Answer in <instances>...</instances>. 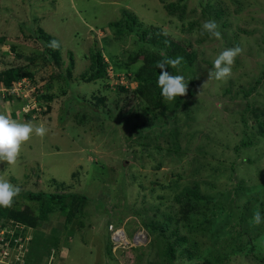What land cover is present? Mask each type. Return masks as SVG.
<instances>
[{"label":"rangeland","instance_id":"1","mask_svg":"<svg viewBox=\"0 0 264 264\" xmlns=\"http://www.w3.org/2000/svg\"><path fill=\"white\" fill-rule=\"evenodd\" d=\"M177 2L183 9L172 8L176 14H170L167 4ZM210 3L212 9L221 7L223 13L216 17L214 9L209 18L204 17L203 7ZM0 8V32L6 36L5 43L0 44V70L27 62L25 58H13L9 47L17 43L16 35L29 36L33 27H40L60 41L66 61V50L72 51L74 75L85 70L88 58L84 56L94 43L110 64L109 83H126L124 74L138 68L139 60L145 59L152 48L129 32L124 21L109 26L121 20L125 9L135 14L142 26L161 27L168 36L189 43L196 52L194 63L179 69L178 75L184 77L193 95H184L187 106L174 116L177 146L173 145L168 125L164 136L154 132L145 145H138V128L133 127L137 119L130 116L128 123L124 119L129 113L119 116V124L115 125L105 122L99 127L101 120L95 119L82 127L74 126L72 115L80 108L78 99L64 95L68 91L65 76L47 81L51 70L41 56L33 67L37 70L45 65V69H40L35 78L47 86L46 92L55 94L51 109L44 113L45 106L42 111L37 107L36 113L26 119L22 113L36 107L35 89L27 87L26 77L14 83L13 90L21 99L7 100L6 105H0V112L7 114L11 105V119L43 125L49 131L44 137L33 133L21 146L14 164L0 162V177L22 190L47 192L56 189L53 178L56 183L64 182L66 191L87 196L82 213L75 217V227L63 225L64 217L54 213L39 225L38 230L47 236L46 244L53 251L50 257L47 252L43 255L46 259L42 264H148L144 256L137 262L131 250L150 239L143 227L134 228V222H138L134 212L162 221V212L174 213L179 206L175 196L185 187L197 188L205 197L200 202L201 213L190 215V223L199 224L207 218L210 231L192 233L199 259L182 255L174 264H199L211 255H222L226 247L230 249L225 264H260L250 255L257 252L258 258L264 259V219L259 225L251 222L256 210L264 216V136L255 123L256 119L264 121V0H1ZM181 12L184 19L179 16ZM208 20L217 23L221 39L202 34L201 25ZM191 21L192 29L188 25ZM28 42L21 47L24 55L31 56L34 46ZM237 45L243 51L235 59L231 76L224 81L210 79L216 56ZM70 84L76 91L74 95L95 86L92 82ZM106 94L109 97L110 93ZM125 97L119 103L122 112L138 108L130 92ZM165 138L168 146L177 149H166ZM243 140L250 144L243 146ZM76 171L79 174L73 177ZM17 199L21 207H39V202L22 194ZM181 234L190 235L182 227ZM32 236L27 232L16 247L0 251V263L23 264ZM110 243L113 257L106 253ZM235 245L246 249L243 253L230 251ZM252 245L258 250H251ZM117 247L122 248L116 251Z\"/></svg>","mask_w":264,"mask_h":264},{"label":"trees","instance_id":"2","mask_svg":"<svg viewBox=\"0 0 264 264\" xmlns=\"http://www.w3.org/2000/svg\"><path fill=\"white\" fill-rule=\"evenodd\" d=\"M167 6L168 12L173 15L176 13L174 10H172V8H179L180 10L183 9V6H181L178 2L169 3ZM212 6L213 4L210 3L208 6L203 7L202 12L204 17L209 18L212 15V12L215 9H212ZM1 10L2 8H0V11ZM222 13L223 9L221 7L219 9H215L214 11L216 17L220 16ZM179 16L181 19H184L182 12ZM123 21L125 22V27L129 32H133L140 41L145 42L152 48L145 59L139 60L141 61V64L138 68L124 74V78L127 80L126 83H116L115 85L109 83L110 64L103 56L100 48L98 46L96 47L94 43L92 44L88 55L84 56L88 58V64L85 70L78 75H74L73 70L75 64L72 51L66 50L68 56V61H66L62 57L63 48L61 44L58 49H52L49 47V42L51 40L55 39L59 43L60 41L54 35L46 32L42 28L33 27L29 31V36H21L20 34L16 35L17 43L11 44L9 47V51L14 52V55H12L13 58H25L27 62L19 65L11 64L0 70V105H6L5 102L7 100L11 101L15 97H17L19 100L21 99L19 92H15L13 90V85L15 82L26 77L29 80L27 87H34L35 89L33 94L34 99L36 100V107L25 113H22L23 116L29 120L31 115L36 113L37 109L35 108L37 107H39L40 111H42V108L45 106L46 110L45 112L43 111L44 113L51 109L50 103L56 97L55 94L46 92L47 86H45L42 82H38L35 78V75L40 69H45V65H41L37 70H35V67H33V65L36 66V62L42 57L45 61L44 63L48 65L51 70L47 81L53 80L55 78L61 79L65 76L67 78L66 82L68 91H64V95H69L70 100H72L71 97L78 99L76 101L80 108L72 115V121L76 123L74 126L82 127L83 125H86L95 119L101 120L97 125L99 127H102L105 122L119 124V116H126L129 113L131 115L124 119L126 123H128L130 116H132V119H137L134 122L133 127L138 128V145H145L147 143L146 141L148 137H150V135L154 132L158 131L156 134L157 136H164L166 127L168 125L173 145L177 146L179 140L177 138L178 134H176L177 126L176 123L173 122L175 120L174 116L176 115V111L178 109L187 106V102L185 99H183L184 96H178L171 102L166 101L161 96V90L157 86V78L160 70L156 67V64L158 61L164 59H175L176 57H182L183 59L178 67L169 66L167 69L173 75H178L180 67L185 68L192 61L194 63L196 52L191 50V45L189 43L183 44L178 42V40H175L174 38L168 36L166 32L162 31L161 27L142 26V23L138 21L137 16L126 9L122 11L121 20L118 22H112L109 24V26L119 25V23ZM222 24L225 25L224 22H222ZM188 25L189 28L192 29L191 27H193L194 24L191 21L188 23ZM5 37V34L0 32V44L5 43ZM27 41H29L28 44L34 46L31 50V56L29 54L24 55L23 48L21 47V44ZM5 54L7 53L5 52ZM130 58H132V54ZM44 72H47V70ZM75 81L79 83L92 82L95 86L92 87L91 85L86 92H77V95H74L76 91H73L70 83ZM258 81L259 79H257L254 84H257ZM132 82L135 83L134 87H131ZM229 87H227L226 90H229ZM107 92L110 93L109 97L106 96ZM129 92L136 99L138 108H133V110L127 112H122L123 106L119 105V103L121 100H125V96ZM187 92L189 96L192 97L193 90L189 89L188 86ZM87 93H89V96ZM245 93L248 94L249 91H246ZM27 105H30V103ZM12 113H14V110L11 109V105H8L7 115L10 116ZM185 113L188 116V112ZM138 119L140 120L138 121ZM172 122L174 126L171 127ZM243 122L244 125L247 124L244 118ZM120 123L123 122L120 121ZM255 123L261 128V130L258 132L264 136V121L256 119ZM123 124L125 125V123ZM92 127H96V125H93ZM165 142L166 149H174L176 147H172L170 145L168 146L169 141L166 138ZM241 143L243 146H248L250 141L243 140ZM155 146L160 149L159 145ZM78 174L79 171H76L72 173V176L77 177ZM38 177L39 175L34 177L36 181ZM51 181L55 183L56 186L54 191L47 192L41 189L37 191L21 189L19 195L22 194V196H26L30 200L39 202V207L33 208L30 205L21 207V202H19L17 199L19 195L14 198V202L11 207H0V232L1 230L5 231L4 234L0 233L1 249L5 248L6 246L11 250L12 248L16 247L18 243H20L19 241H23V238H25L24 236L27 232H32L33 240L31 242L33 243H31L29 246V251L26 253L27 256L26 254L24 255L23 264H42V262L46 259V256L43 255H46L47 252L49 253V255L47 254V257H50V253L53 252L51 251L52 247H50L49 244H46V242L48 243L49 240L47 236L43 234L41 230H38L41 222L47 221L49 215L54 213L64 217V221L62 223L63 225L70 224L71 226L75 227V217L77 214L82 213L84 202L87 200V196L84 194L79 195L74 192L66 191L65 186L67 185L64 184V182L56 183L55 179L53 178ZM165 182L168 183V181ZM35 184L37 188L39 185L38 181L35 182ZM15 186L18 185L15 184ZM202 199H205V197L199 195L197 188H183V192H180L175 196V201L179 204V206L176 208L174 213L162 212L164 219L158 222L148 219L144 214L135 211L134 213L138 218V222H134V228H139V226L143 227L146 230L147 235L150 237L149 241L145 243V245L131 247V250L136 255V261L141 262L143 259L142 257L144 256L145 260L149 262L148 264H174L175 260L182 255H186L189 259L194 258L195 256L197 257L196 248H198V245L197 243H193L191 241L193 237L192 233L197 231L204 233L206 231H210V220L207 218H204L199 224L190 223V217L193 214L201 213L203 204H200V202ZM211 214H214V211H211ZM181 227L186 229L190 235H182ZM37 230L41 235L37 233ZM218 233L219 232L215 233L213 237L217 236ZM40 238L43 240V242H38ZM3 241L4 243H2ZM9 245L13 246L10 247ZM112 245L113 244L110 243V245L107 247L106 253L109 257H113ZM183 245L184 247H182ZM234 247L235 248L230 251L243 253L242 251L246 249L244 245H235ZM121 248L122 247H117L115 250H121ZM254 248L255 247L252 245L251 250L254 251ZM225 249L228 252L230 248L226 247ZM257 250L258 248H255V251ZM226 251L223 252L222 255L221 253H218L217 255H211L209 259L199 264H225L224 261L228 260L227 255H229ZM246 253H248V251H246ZM151 257L152 260L148 259ZM250 257L257 259L256 261L260 262V264H264V259L258 258L257 252H251ZM155 261H159V263H156ZM16 264H18V262H16Z\"/></svg>","mask_w":264,"mask_h":264},{"label":"clouds","instance_id":"3","mask_svg":"<svg viewBox=\"0 0 264 264\" xmlns=\"http://www.w3.org/2000/svg\"><path fill=\"white\" fill-rule=\"evenodd\" d=\"M202 34L207 32L211 37L221 39L222 34L218 30V25L214 20H208L201 25ZM49 47L58 49L60 43L57 40H51ZM240 46H233L221 51L213 61V68L209 71V78L217 81L227 80L232 74V66L235 59L241 54ZM182 57L175 59H164L158 61L156 67L160 70L157 78V86L161 90V96L166 101H173L178 96H184L187 93V84L182 75H173L167 69L169 66L178 67ZM49 131L43 125H34L31 122L22 123L11 119L7 114L0 112V162L14 164L20 154L21 146L25 144L33 133L36 136L44 137ZM21 192L19 186H15L8 180L0 177V207H11L14 198ZM264 219L261 212L256 210L253 213L251 222L259 225ZM6 249V248H5ZM116 249V248H115ZM3 250V248L1 249Z\"/></svg>","mask_w":264,"mask_h":264},{"label":"bare ground","instance_id":"4","mask_svg":"<svg viewBox=\"0 0 264 264\" xmlns=\"http://www.w3.org/2000/svg\"><path fill=\"white\" fill-rule=\"evenodd\" d=\"M7 228V227H6ZM4 237V236H3ZM10 240V239H9ZM13 240V239H12ZM14 241V240H13ZM2 243H4V241L2 242ZM15 243V242H14ZM13 244V243H12ZM5 245V244H4ZM10 246V245H9ZM11 246H13V245H11ZM10 246V247H11ZM2 247V246H1ZM5 248H7L6 246H5ZM1 249V248H0ZM4 249V248H3Z\"/></svg>","mask_w":264,"mask_h":264},{"label":"built area","instance_id":"5","mask_svg":"<svg viewBox=\"0 0 264 264\" xmlns=\"http://www.w3.org/2000/svg\"><path fill=\"white\" fill-rule=\"evenodd\" d=\"M1 251H3V250H1ZM4 256V255H3Z\"/></svg>","mask_w":264,"mask_h":264}]
</instances>
